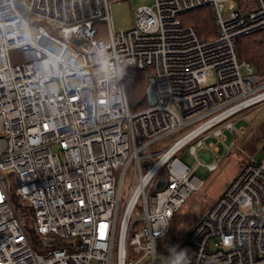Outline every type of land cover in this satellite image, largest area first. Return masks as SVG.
<instances>
[{"label": "built area", "instance_id": "built-area-1", "mask_svg": "<svg viewBox=\"0 0 264 264\" xmlns=\"http://www.w3.org/2000/svg\"><path fill=\"white\" fill-rule=\"evenodd\" d=\"M111 5L0 0V264H139L143 251L158 264L156 241L204 182L177 153L196 140L197 166L216 169L220 158L206 163L211 155L197 150L235 122L204 134L264 100V80L238 49L240 37L264 28V0H154L128 30L115 28ZM204 6L214 10L213 39L179 18ZM15 49L23 61L12 60ZM142 69L153 72L157 101L133 111L126 77ZM194 123L158 156L147 152ZM169 254L165 264H264V145Z\"/></svg>", "mask_w": 264, "mask_h": 264}, {"label": "rangeland", "instance_id": "rangeland-1", "mask_svg": "<svg viewBox=\"0 0 264 264\" xmlns=\"http://www.w3.org/2000/svg\"><path fill=\"white\" fill-rule=\"evenodd\" d=\"M143 4L153 5L154 0H112L111 15L115 28L117 30H128L133 28L136 24L137 9ZM198 17H201V19L211 27L202 37L206 39L215 38L218 34V30L212 7L204 6L196 10L182 13L179 16L184 24H192L193 19ZM96 27L98 29V36L103 39L109 38L110 27L106 22L100 21L97 23ZM11 58L14 62L23 61L21 51L16 49L12 51ZM244 72L246 71L244 70ZM211 80H213V78H211ZM228 121H234L236 127L233 131L225 128L226 138L224 140L220 141L216 136L211 134L205 139L204 146L197 150V156H199V158H202L203 151H207L211 155L212 158L209 161L203 158L206 163L213 162L220 158L216 169L210 170L204 165L197 166V157L191 151V146L196 143V140H193L177 153V156L198 173L204 182L198 190H195L189 196L182 208L174 216L171 221L169 234L156 241V258L158 264H165L167 259L171 256V254L166 252L165 248L169 240L176 239L181 242L183 239L187 238L197 222L201 220L208 209L219 199L242 171L244 166L248 162L259 160L262 156L264 145V100L232 116L204 135L213 132V130L219 126L223 127ZM193 126H195V123L178 129L176 132L157 140L147 147V152L158 156L159 152L164 150L175 139L188 132ZM204 135L201 137H204ZM213 142L219 146L218 151L214 150L209 145ZM53 148L56 149L57 146ZM10 176L11 175H9V177ZM131 180V176L127 177L125 180L123 192L124 200L121 205V210L123 209L124 201L128 195V188ZM9 183L12 187H15L17 181L10 177ZM17 211L26 221L28 233L32 241H34L35 237L32 232L34 223L31 209L19 206ZM134 258H140L139 264H155L153 256L146 255L144 251L134 255ZM113 264H116V258H114Z\"/></svg>", "mask_w": 264, "mask_h": 264}, {"label": "trees", "instance_id": "trees-1", "mask_svg": "<svg viewBox=\"0 0 264 264\" xmlns=\"http://www.w3.org/2000/svg\"><path fill=\"white\" fill-rule=\"evenodd\" d=\"M192 24L197 28L201 36L211 29V27L207 25L206 22L201 19V17L193 19ZM238 49L240 58L242 60L251 62L254 66L256 79L258 81L264 80V28L240 37L238 39ZM152 74L153 72L151 69H142L127 75V92L130 106L133 111H137L150 104L148 98V86ZM11 197L16 208L19 206H24L26 209H29L25 203L20 201L15 190L11 192ZM25 225L28 228L27 223ZM32 232L35 237V240L33 241L34 246L45 251L46 248L44 244L38 240L34 228H32ZM59 245L60 244H56L54 247Z\"/></svg>", "mask_w": 264, "mask_h": 264}, {"label": "water", "instance_id": "water-1", "mask_svg": "<svg viewBox=\"0 0 264 264\" xmlns=\"http://www.w3.org/2000/svg\"><path fill=\"white\" fill-rule=\"evenodd\" d=\"M71 39L72 40H76L77 42H79V39H77L75 37H72ZM154 80H155L154 75H151L150 83H149V86H148V98H149V103L150 104H155L156 101H157V96H156V93H155V90H154V86H153ZM164 184H165V176L163 175L156 188L160 189V188L163 187ZM176 244H177V240L176 239H172L170 241V245L166 249V252L167 253H171L172 249L174 248V246Z\"/></svg>", "mask_w": 264, "mask_h": 264}]
</instances>
